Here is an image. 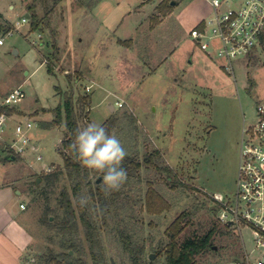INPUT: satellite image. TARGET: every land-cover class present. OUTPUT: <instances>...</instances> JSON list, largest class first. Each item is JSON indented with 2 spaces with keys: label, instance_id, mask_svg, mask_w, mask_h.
Masks as SVG:
<instances>
[{
  "label": "rangeland",
  "instance_id": "1",
  "mask_svg": "<svg viewBox=\"0 0 264 264\" xmlns=\"http://www.w3.org/2000/svg\"><path fill=\"white\" fill-rule=\"evenodd\" d=\"M48 1L47 8L40 4L37 9L43 20L40 30L31 31L30 19L22 20L32 0H0L5 40L0 47V102L18 87L26 92L8 114L0 157L14 140L17 124L30 118L32 147L8 162V169L19 178L35 264L61 259L70 238L59 234L63 219L44 222L48 209L52 222L61 213L62 184L50 193L41 179L46 166L52 171L64 166L59 147L65 123L52 125L54 110L64 103L56 88L74 95L81 129L107 123L127 156L143 161L159 150L158 167L174 171L168 178L165 171L143 166L119 190L106 192L98 220L105 264H136L135 259L138 264H167L168 232L184 213L180 244L216 228L213 248L198 255L196 264H239L247 255L256 262L264 247H257L249 228L222 224L215 199L235 195L243 129L256 124L258 110L264 108V51L248 68L237 64L236 79L227 75L221 61L202 52L191 36L211 15L206 0H182L153 24L151 18L164 0ZM198 172L206 184L199 183ZM92 180L103 183L97 175ZM150 188L168 204L162 214L147 211ZM122 235L129 238V246ZM83 246L88 245L82 229L79 249ZM71 254L78 257L80 252ZM86 257L90 260L89 253Z\"/></svg>",
  "mask_w": 264,
  "mask_h": 264
},
{
  "label": "built area",
  "instance_id": "2",
  "mask_svg": "<svg viewBox=\"0 0 264 264\" xmlns=\"http://www.w3.org/2000/svg\"><path fill=\"white\" fill-rule=\"evenodd\" d=\"M206 1L211 15L200 21L191 36L202 52L221 61L223 70L236 79L237 62L255 54L258 49H264V0ZM22 22L29 20L25 17ZM4 45V37L0 34V47ZM86 92H91V87H87ZM25 98L26 92L18 87L2 99L0 106L13 109ZM116 105L123 107V103ZM258 114L256 124L243 130L235 195L232 199L217 196L215 200L219 206L218 220L222 224L238 230L249 228L257 247H264V111L260 109ZM9 118L8 114L0 113V132ZM32 128L30 118L26 124H17L15 138L7 145L6 151L24 156L33 144ZM42 160L43 157L39 156L38 161ZM51 171L52 168L45 167V172ZM21 208L25 209L26 205L22 204ZM263 259L264 255L251 262L247 255V260L239 264H264Z\"/></svg>",
  "mask_w": 264,
  "mask_h": 264
},
{
  "label": "trees",
  "instance_id": "3",
  "mask_svg": "<svg viewBox=\"0 0 264 264\" xmlns=\"http://www.w3.org/2000/svg\"><path fill=\"white\" fill-rule=\"evenodd\" d=\"M57 1L60 4L63 0ZM173 2L179 4L182 0H164L161 2L157 7L159 14H154L152 16L151 23L157 22L160 15L168 12V10L173 7ZM48 3V0H32V2L28 4L31 31L40 30L43 20L38 14L37 9L40 4L47 8ZM48 12L49 11L46 12L45 18L49 16ZM119 43L125 42L120 41ZM48 72L50 74L54 73L50 63L48 64ZM250 86L252 89L253 84L250 83ZM56 91L57 95H61L64 99V103L54 110L55 119L52 125L53 127H58L65 123V137L59 147V153L63 157L64 166L55 169V171L48 173L44 172L43 175H41V179L45 183L44 188L50 193H54L55 189L62 184L58 197L61 213H57L54 217L55 221L52 222V215L49 212L51 210L48 209L44 222L51 224L63 219L59 224V234L68 235L70 238L65 243L67 251L63 253L61 259L52 258L51 262L52 264H105V250L101 241L98 220L100 218L102 219L100 210L105 209L107 201L106 191L104 190L103 183L99 184L98 181L93 182L92 180L94 175L103 178L104 173L86 168L70 147L75 140L76 130L80 128L75 108V99L71 91L64 93L59 88H56ZM84 100L91 102V99L89 100L87 96L84 97ZM13 109L0 106V113L4 112L6 114H11ZM107 125V123L103 124L109 135H111V128H107ZM8 153L14 155L13 152ZM16 158L18 159L19 157L16 156ZM159 159H162V153L159 150H155L146 154L143 161L126 156L122 162V166L127 170L128 176L133 175L135 172H139L143 166H146L150 169L155 168L161 172L165 171L168 178H172L174 171L168 167H158L157 160ZM37 184H39L38 181ZM81 196L88 197L87 205H80L79 200ZM167 207L168 204L166 201L154 189L150 188L146 200L147 211L150 214L159 215L165 212ZM187 215L186 213L182 214L170 226L168 232L169 244L165 252L167 264H196L198 255L213 248L212 238L216 232V228L212 229L202 238L192 237L186 239L181 244L179 243L178 239L183 231V221L186 219ZM82 229L84 231L85 242L88 246L87 248L83 246L82 249H79L80 232ZM122 238L126 246H129V238L123 235ZM75 249L80 252L78 257L71 254V251ZM88 253L90 255V260L86 257ZM135 263L138 264L137 259H135Z\"/></svg>",
  "mask_w": 264,
  "mask_h": 264
},
{
  "label": "crops",
  "instance_id": "4",
  "mask_svg": "<svg viewBox=\"0 0 264 264\" xmlns=\"http://www.w3.org/2000/svg\"><path fill=\"white\" fill-rule=\"evenodd\" d=\"M1 15L2 14L0 13V17H2ZM261 51H264V49H258L255 54L237 62V64L248 68V65L255 62V55L258 53L261 55ZM110 108L115 109L113 105H111ZM263 109L264 108L262 107V110ZM5 128L2 132H0V140L2 139V134L5 132ZM8 154L9 153L5 151L0 157V264H35V259L32 257L31 250L34 237L29 232L27 224L23 221L26 208H21V205L25 202L23 201V193L18 189L19 186H17L19 178L9 174L11 170L8 169V164L10 163L3 160ZM198 173V181L199 183H202L203 181H201L200 172ZM203 184L206 183L203 182ZM203 188L206 191V188Z\"/></svg>",
  "mask_w": 264,
  "mask_h": 264
},
{
  "label": "clouds",
  "instance_id": "5",
  "mask_svg": "<svg viewBox=\"0 0 264 264\" xmlns=\"http://www.w3.org/2000/svg\"><path fill=\"white\" fill-rule=\"evenodd\" d=\"M70 147L86 168L104 173L106 192L119 190L127 181V170L122 166L127 152L120 140L115 135H109L104 126L89 123L82 129L78 128ZM79 203L87 205L88 197L81 196Z\"/></svg>",
  "mask_w": 264,
  "mask_h": 264
},
{
  "label": "water",
  "instance_id": "6",
  "mask_svg": "<svg viewBox=\"0 0 264 264\" xmlns=\"http://www.w3.org/2000/svg\"><path fill=\"white\" fill-rule=\"evenodd\" d=\"M178 3H176V2H173L172 3V5L173 6H176ZM27 18H29L30 17V15L28 14L27 16H26ZM1 31H2V26L0 25V33H1ZM111 110L113 111V109L111 108ZM5 162H14V161H16L17 160V158H16V156L15 155H13V154H8L7 156H5L4 157V159H3ZM152 259H153V257H151ZM263 263H264V259H263Z\"/></svg>",
  "mask_w": 264,
  "mask_h": 264
}]
</instances>
